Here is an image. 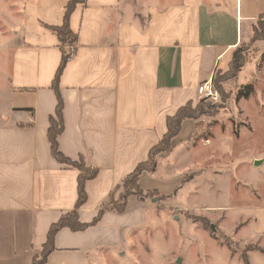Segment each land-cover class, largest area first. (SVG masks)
Wrapping results in <instances>:
<instances>
[{
	"label": "crops",
	"instance_id": "0c3cea01",
	"mask_svg": "<svg viewBox=\"0 0 264 264\" xmlns=\"http://www.w3.org/2000/svg\"><path fill=\"white\" fill-rule=\"evenodd\" d=\"M67 2L0 0V264H34L51 226L76 207L79 170L54 158L48 137L59 97L60 150L98 169L79 210L90 223L149 160L168 118L229 67L244 28L264 15V0H86L71 14L77 48L56 90L62 49L47 25L63 23ZM145 206L130 195L125 212L107 210L84 230L62 228L44 264H93L142 223ZM250 208L231 231L249 264H264V198ZM218 211L228 220L230 210ZM221 246L227 264H247L243 252Z\"/></svg>",
	"mask_w": 264,
	"mask_h": 264
},
{
	"label": "rangeland",
	"instance_id": "374dc122",
	"mask_svg": "<svg viewBox=\"0 0 264 264\" xmlns=\"http://www.w3.org/2000/svg\"><path fill=\"white\" fill-rule=\"evenodd\" d=\"M254 25L243 31L240 69L229 65L212 78L218 98L199 94L190 105L195 117L155 149L146 164L155 171L140 181L149 191L130 183L116 189L117 204L136 195L148 207L130 236L119 234L93 264H227L221 245L246 250L231 229L264 198V15ZM218 210H230L228 220Z\"/></svg>",
	"mask_w": 264,
	"mask_h": 264
},
{
	"label": "trees",
	"instance_id": "16d2710c",
	"mask_svg": "<svg viewBox=\"0 0 264 264\" xmlns=\"http://www.w3.org/2000/svg\"><path fill=\"white\" fill-rule=\"evenodd\" d=\"M67 5L65 9V15L64 20L61 25H47V27L54 32L60 41V47L62 49V60L59 65V68L56 72V76L54 79L53 86L56 90L59 88V79L60 76L67 64V62L72 58L76 48H77V42H78V35L72 30L71 23H70V17L72 12L75 10L76 6L80 3H85L86 0H67ZM262 16V15H261ZM256 28V26L253 24V30ZM241 44L234 50L232 60L230 62V67L233 70H239L242 65V49ZM216 83V81H215ZM251 87H248V90ZM244 95L248 96L249 93H244ZM192 102L188 103L184 107H181L177 113L173 116H170L168 118V131L164 135L162 139L156 144L150 151V158L147 162L140 163L136 169L130 173L122 182V184H131L132 188L139 191L140 193L144 190L141 189L139 184V178L143 171L147 170L150 172L155 171V165L152 168L146 167V164L152 160L153 153L155 152V149L159 147L161 144H165L168 142H171L172 138L177 136L181 129H182V123L185 119L190 118L192 119L195 117V110L191 108ZM64 130V121H63V102L61 97H59V102L56 107V117L52 116L50 119V125L48 128V137L51 143L52 148V154L54 158L60 162L61 164H64L69 167H73L79 170V176H78V199L76 203V207L74 210L69 211L65 213L58 222L54 223L48 233V239L43 244L42 247V253H41V259L35 258L34 264H44L47 261L48 256L50 253L55 249V235L56 233L61 230L62 228H70L74 231L84 230L88 228L91 225L97 224L104 213L107 210H113L116 212H125L126 211V205L128 204V201L126 204H117L114 200V195L110 198V200L106 203H104L101 207V209L98 211V214L94 218V220L90 223L82 222L79 217V210L82 207V205L87 201L88 195L86 190V184L88 180H91L95 178L98 174V169L87 165L85 160H74L69 157H67L59 148L58 144V137ZM78 162L83 163L82 165ZM120 187V186H119ZM118 189V188H117ZM226 245L233 251L237 252V249L234 248L230 243H226ZM248 248H252V246H249ZM242 256L244 257L247 264L248 258L246 255V250L242 253ZM41 260V261H40Z\"/></svg>",
	"mask_w": 264,
	"mask_h": 264
},
{
	"label": "built area",
	"instance_id": "2783aa9c",
	"mask_svg": "<svg viewBox=\"0 0 264 264\" xmlns=\"http://www.w3.org/2000/svg\"><path fill=\"white\" fill-rule=\"evenodd\" d=\"M198 93L208 98H218V91L216 90L212 79H207L201 83L198 87Z\"/></svg>",
	"mask_w": 264,
	"mask_h": 264
},
{
	"label": "water",
	"instance_id": "95a60500",
	"mask_svg": "<svg viewBox=\"0 0 264 264\" xmlns=\"http://www.w3.org/2000/svg\"><path fill=\"white\" fill-rule=\"evenodd\" d=\"M260 161H256V163L258 164ZM153 201H155V199H153ZM213 230H216V226L214 224L211 225ZM178 264H182V258L178 259Z\"/></svg>",
	"mask_w": 264,
	"mask_h": 264
}]
</instances>
